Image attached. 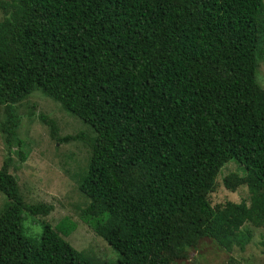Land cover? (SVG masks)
<instances>
[{
	"label": "trees",
	"instance_id": "1",
	"mask_svg": "<svg viewBox=\"0 0 264 264\" xmlns=\"http://www.w3.org/2000/svg\"><path fill=\"white\" fill-rule=\"evenodd\" d=\"M0 9V264H179L204 239L243 251L246 224L264 228L263 0H8ZM36 94L91 130L59 137L38 115L52 140L87 145L75 209L116 261L68 243L69 218L32 233L52 208L23 201L10 154L16 145L26 160L18 107ZM228 163L237 171L223 186L249 197L212 206Z\"/></svg>",
	"mask_w": 264,
	"mask_h": 264
},
{
	"label": "rangeland",
	"instance_id": "2",
	"mask_svg": "<svg viewBox=\"0 0 264 264\" xmlns=\"http://www.w3.org/2000/svg\"><path fill=\"white\" fill-rule=\"evenodd\" d=\"M0 2H8V0H0ZM4 16L0 9V21ZM261 18L264 19V13ZM260 49L264 54V38H261ZM258 74L264 88V60L259 63ZM18 108L21 121L17 134L24 142L23 151L26 153V160L18 161L15 145L10 154L13 159L10 173L15 176L19 192L26 204L40 203L52 208L47 215L36 216L35 219L40 224H36L35 228L32 227V233H41V223L55 227L62 219L69 218L76 227L67 238H64L68 243L76 250L103 263L116 261V252L79 219L75 209L84 201L77 191L76 174L81 169H85L88 159L85 148L87 145L77 141L59 143L52 140L50 128L40 122L38 115L42 114L56 123L59 137L74 136L79 132L91 137L90 128L66 114L59 105L39 94L21 103ZM30 112L34 115V119L28 122L27 114ZM4 116V111L0 110V126ZM5 138L6 135L0 129V168L8 157ZM235 171H237L236 165L228 163L217 175L215 189L208 196L212 206L223 205L226 202L240 203L249 197L245 186L239 187L235 193L223 186V178ZM6 202L5 197L0 193V213ZM244 230H250L252 237L243 251L234 248L228 253L211 240L204 239L200 241L196 250L189 253V258L180 261L179 264H264V228H254L246 224Z\"/></svg>",
	"mask_w": 264,
	"mask_h": 264
}]
</instances>
